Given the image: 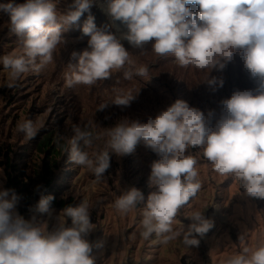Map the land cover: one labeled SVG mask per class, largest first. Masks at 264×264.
I'll return each instance as SVG.
<instances>
[{"label":"clouds","instance_id":"1","mask_svg":"<svg viewBox=\"0 0 264 264\" xmlns=\"http://www.w3.org/2000/svg\"><path fill=\"white\" fill-rule=\"evenodd\" d=\"M191 4L199 10L193 12L188 7ZM92 5L93 0H73L61 13L56 0L0 4V11L9 16L10 31L21 38L17 51L0 56L7 86L13 87L23 74L39 73L51 63L58 46L65 44L62 27L79 22L86 12L82 33L90 37V50L72 53L74 58L78 55V63L66 76L67 86H91L121 70L125 80L134 74L148 77V66L133 72L135 62L120 39L97 28L90 14ZM106 11L112 20L126 26L122 39L135 49L150 44L157 56L171 54L179 66L209 73L223 70L239 49L237 54L250 76L259 78L257 95L250 90L236 91L221 102L226 111L215 130L206 125L199 109L179 99L146 123L124 119L100 133L89 127L72 129L69 161L91 170L97 180L110 167V152L130 154L140 143L150 148L159 157L152 163L149 177L156 191L145 203L142 191L132 187L115 199L113 207L127 215L145 204L140 222L144 239L155 234L162 244L180 238L188 247L198 246L197 236L203 237L213 227L202 211L186 215L192 221L187 231L174 228L179 210L201 189L197 160L186 154L189 147L201 148L216 174L243 181L247 195L264 199V0H107ZM206 83L213 90L223 86V80L216 77ZM115 92L111 103L126 107L139 90L135 94L123 89ZM42 126V119L24 120L17 124V131L32 139ZM101 138H105L104 149L90 156L87 149ZM19 199L13 189L0 190V264H95L93 245L85 239L94 228L88 201L64 207L49 231L39 225L35 215L26 220L16 211ZM53 199L41 195L29 211L51 215ZM240 241L243 245L242 236ZM222 264H264V238L254 247L243 246Z\"/></svg>","mask_w":264,"mask_h":264},{"label":"rangeland","instance_id":"2","mask_svg":"<svg viewBox=\"0 0 264 264\" xmlns=\"http://www.w3.org/2000/svg\"><path fill=\"white\" fill-rule=\"evenodd\" d=\"M8 2L10 0H0V4ZM11 2L23 4L26 0ZM56 3L58 11L64 13L73 0H56ZM106 7L107 0H93L90 14L94 17V23L97 28H104L120 39L135 62L133 72L135 68L148 66L149 79L134 74L131 80H125L124 70H121L91 86H67L66 76L72 73L78 63V55L74 58L72 53L80 54L90 50V37L82 33L89 15L84 13L79 22L62 27L65 44L58 46L52 62L41 72L23 74L10 88L7 86V74L0 64V135L2 140L14 144L15 156L20 155L18 152L29 145L30 139L17 131V124L24 120L38 122L42 119L43 126L39 127L38 132L47 128L48 124L55 128V135L65 140L62 152L67 157L70 147L68 141L73 136L74 126L89 127L93 132L100 133L124 119L146 123L179 99L199 109L204 114L206 125L215 130L217 122L226 111L221 103L224 99L230 98L236 91L250 90L253 95L259 93V78L253 79L250 76L243 58L237 54L239 49L233 53L232 60L223 70L213 69L209 73V70L191 66L181 67L171 54L157 56L150 44L143 50L133 48L127 40L122 39V35L127 32L126 26L112 20ZM188 7L193 12L199 10L195 4ZM20 39L10 31L9 16L0 11V56L17 51ZM212 77L222 79L223 86H216L213 90L206 83ZM116 89L132 90L134 94L137 90L139 92L130 105L124 107L111 103ZM102 104L107 106L101 110L99 108ZM104 147L105 138H101L95 140L92 148L87 151L91 156ZM34 153L37 157L29 158L28 161L32 159L31 164H41L44 154ZM153 153L143 143L138 144L132 153L123 156L110 152V167L99 180L87 168L74 163L65 164L63 158L60 161L56 172L57 184L66 185V194L74 195L79 204L83 201L90 204L94 228L85 239L93 245L91 255L95 258V264H183L184 259L192 256H195L193 261L198 264V256L204 255L200 251L201 244L206 247L210 264H222L229 256L241 252L243 246L254 247L264 238V199L247 195L243 181L236 182L232 176L216 174L211 163L203 156L202 149L189 147L186 154L197 160L201 189L179 210L174 228L182 227L187 231L192 221L186 215L195 210L202 211L213 227L203 237L197 236L200 240L198 246L188 247L180 238L162 244L155 234L144 239L140 234V222L145 204L138 205L136 210L127 215H121L113 203L132 187L142 191L145 203L147 190L156 191V187L149 181L151 165L159 159ZM5 178L4 169L0 166V190H5ZM20 206L22 204L19 200L16 211L21 216L30 220L35 215L39 225L49 231L55 227L61 212L58 208H51V215L33 213L29 209L21 212Z\"/></svg>","mask_w":264,"mask_h":264},{"label":"trees","instance_id":"3","mask_svg":"<svg viewBox=\"0 0 264 264\" xmlns=\"http://www.w3.org/2000/svg\"><path fill=\"white\" fill-rule=\"evenodd\" d=\"M54 130L55 128L50 127V124L47 125V128L41 129L34 138L28 141L29 145L23 147L22 151L18 152L20 153L18 156L14 155V144L2 140L0 135V166L3 167L6 177L5 189L15 190L16 194L20 197L19 200L22 204L20 206L21 212L35 205L41 195H51L54 197L51 202V208L62 210L68 205L76 206L79 204L74 195L66 194V185L57 184L56 182V172L62 158L65 164L72 165V162L69 161V156H63L62 151L65 147V140L61 137L58 138ZM35 151L44 154L41 164L38 162L30 163L34 157H37L34 153ZM29 158L32 159L28 161ZM149 191L147 190L145 194L147 199L154 192ZM200 248L201 253L204 255L198 256L197 263L210 264L205 251L206 247L201 244ZM194 258L195 256L188 258L189 260L184 259L182 263L195 264Z\"/></svg>","mask_w":264,"mask_h":264},{"label":"bare ground","instance_id":"4","mask_svg":"<svg viewBox=\"0 0 264 264\" xmlns=\"http://www.w3.org/2000/svg\"><path fill=\"white\" fill-rule=\"evenodd\" d=\"M105 1V0H104Z\"/></svg>","mask_w":264,"mask_h":264}]
</instances>
